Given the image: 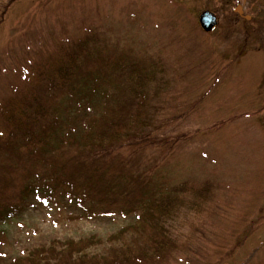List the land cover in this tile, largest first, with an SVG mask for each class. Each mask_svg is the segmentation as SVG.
<instances>
[{"label":"trees","instance_id":"16d2710c","mask_svg":"<svg viewBox=\"0 0 264 264\" xmlns=\"http://www.w3.org/2000/svg\"><path fill=\"white\" fill-rule=\"evenodd\" d=\"M53 26L38 33L39 59L29 58L23 80L0 100V236L7 220L24 215L36 194L73 203L81 215L67 216L69 223L111 215L136 220L106 240L103 254L92 253L103 245L95 235L52 239L26 247L8 264H194L178 260L179 240L188 246L191 234L176 228L204 211L211 181L200 188L185 180L173 183L179 179L166 176L160 165L170 151L162 148L165 136L173 132L159 118L163 96L176 86L173 70L180 73L185 63L167 49V65L161 48L157 56L147 55L152 41L140 48L102 26L74 38L58 37ZM168 39H158L160 46ZM87 108L89 115L70 130L72 116ZM200 126L195 129L188 118L177 126L172 140L179 152H193L203 142L185 140L197 130L206 134Z\"/></svg>","mask_w":264,"mask_h":264},{"label":"rangeland","instance_id":"374dc122","mask_svg":"<svg viewBox=\"0 0 264 264\" xmlns=\"http://www.w3.org/2000/svg\"><path fill=\"white\" fill-rule=\"evenodd\" d=\"M238 1L246 5V14L260 10L248 26L232 13ZM203 10L214 12L219 20L208 35L197 27ZM2 12L0 100L23 80L29 58L39 59L38 33L47 34L51 25L60 38L81 37L88 28L105 27L140 48L152 41L147 55L157 56L161 48L167 65L172 60L167 49L179 55L185 66L180 73L173 70L176 86L164 92L159 114L167 126L164 129L173 130L162 145L170 151L160 161L161 170L179 179L173 183L185 180L200 188L211 181L212 192L204 211L176 228L178 233L191 234L188 246L179 240L178 260L264 264V0H0ZM62 25L66 29H60ZM166 35L169 39L160 46L163 41L158 39ZM140 40L144 45H139ZM29 47L33 52H27ZM208 86L211 90L204 99ZM89 113L87 108L74 114L69 129ZM186 118L195 120V129L202 123L206 134L197 130V134L185 135L186 141L203 142L195 151L182 154L172 139ZM34 201L37 205L22 219L2 228L7 234L0 236V264L18 257L26 247L91 235L103 242L92 253L103 254L109 246L106 240L136 220L134 215L95 217L77 223L62 220L56 225L61 214L79 212L70 205L68 210L61 200L58 205L65 212L58 205L48 210L46 204Z\"/></svg>","mask_w":264,"mask_h":264},{"label":"water","instance_id":"95a60500","mask_svg":"<svg viewBox=\"0 0 264 264\" xmlns=\"http://www.w3.org/2000/svg\"><path fill=\"white\" fill-rule=\"evenodd\" d=\"M199 22H200L201 27L205 31H210L211 28L216 24V19L213 14L209 12H203L200 15Z\"/></svg>","mask_w":264,"mask_h":264},{"label":"flooded vegetation","instance_id":"af4514ba","mask_svg":"<svg viewBox=\"0 0 264 264\" xmlns=\"http://www.w3.org/2000/svg\"><path fill=\"white\" fill-rule=\"evenodd\" d=\"M237 5H238V3L236 4V6H237ZM245 7H246V5L243 4V5H242V9L239 10L240 13H241V14H239V17L241 18V20H242L243 22H244L245 20H247V19H246V18H247V17H246L247 15H245V11H244ZM244 18H245V20H243ZM251 20H252V18H251V19H248L247 21L250 22Z\"/></svg>","mask_w":264,"mask_h":264}]
</instances>
